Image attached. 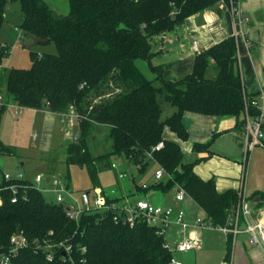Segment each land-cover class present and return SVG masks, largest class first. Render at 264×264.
I'll return each instance as SVG.
<instances>
[{
    "label": "trees",
    "instance_id": "1",
    "mask_svg": "<svg viewBox=\"0 0 264 264\" xmlns=\"http://www.w3.org/2000/svg\"><path fill=\"white\" fill-rule=\"evenodd\" d=\"M20 4L24 36L48 38L57 54L40 55L30 49L32 67L7 72L1 88V69L9 46L0 41V94L6 105L0 109V123L7 104L20 108L63 114L70 106L82 118L77 142L67 145L66 163L87 167L95 188H101L102 168H112V157H125L144 171L148 153L160 142L165 147L154 153V162L169 178L147 188L163 195L182 188L215 227H224L237 208L236 191L219 193L214 180L205 181L195 172V163H184L179 143L163 138L169 128L187 141L185 112L206 116H236V130L244 132L245 96L238 72V47L234 36L196 54L191 74L177 82L163 78L162 68L151 63V40L182 27L185 21L229 0H70L68 15H57L44 0H0V30L10 4ZM148 62L158 76L148 79L137 65ZM211 61L218 73L207 77ZM156 81L160 82L157 85ZM176 110L162 119L159 97ZM253 114L258 111L251 108ZM109 130L112 149L94 156L88 140L92 128ZM217 135H215L216 137ZM212 141L196 143L195 151H209ZM0 155L15 156L16 148L0 139ZM69 178V175L67 176ZM17 194L4 184L0 189V253L11 249V238L22 233L29 245L11 256L10 264H171L172 251L164 248L166 234L139 222L131 227L114 221L113 212L84 214L79 222L67 217L65 206L50 202L30 180L13 182ZM119 198L110 199L117 202ZM72 245L71 254L55 251L52 260L39 243ZM86 251L83 252L82 249ZM228 254V253H227Z\"/></svg>",
    "mask_w": 264,
    "mask_h": 264
},
{
    "label": "crops",
    "instance_id": "2",
    "mask_svg": "<svg viewBox=\"0 0 264 264\" xmlns=\"http://www.w3.org/2000/svg\"><path fill=\"white\" fill-rule=\"evenodd\" d=\"M239 4L243 15L249 19L239 28L242 34L236 36L237 30L230 8L224 4H218L188 18L184 25L177 30L151 40L154 54L151 60L152 65L162 68L165 80L177 82L191 74L193 70L196 56L192 50L194 41H199L200 49L203 51L234 36L238 47V72L242 77L245 91L249 98L258 96L261 90H264V0H239ZM12 9L10 5L6 12V20L8 14H16ZM22 20L21 16L20 25ZM0 41L8 44L3 32ZM137 65L148 79L156 80L157 76L150 69L148 62L138 60ZM217 73L216 64L211 61L207 77L215 79ZM156 83L160 85L159 81ZM11 103L13 102L8 103L7 107ZM167 109L169 111H167L166 117L176 110L172 106L171 109ZM28 110L32 111L33 121L43 125V130L47 135L52 134L57 123H60L58 117L61 116L58 114L47 110ZM183 122L189 134L187 141L178 139L169 128H165L163 138L180 144L184 152V163H195L194 172L205 181L214 180L219 193L233 190L238 192L239 197L242 193L245 199L250 201L254 216H264V183L259 180L256 171L251 172V167L253 168L258 162L257 156L255 151H248L244 132L236 130L238 118L236 116H206L185 112ZM215 135L217 136L215 137ZM68 141L71 140L68 139ZM211 141L209 151L194 150L196 143L207 144ZM43 144L45 143H42L40 148L43 150L42 152L51 150L49 147L43 149L45 146ZM67 145L66 143V149ZM22 165L24 166L25 163ZM100 186L104 191L101 183ZM131 192L129 195L123 194V199L121 195H115V198L122 201L139 199L149 201L148 194L145 195L146 198L134 199L132 198L134 194ZM258 196L261 197V202L258 206L253 207L254 200ZM162 197L160 205L184 208L190 221L200 215L199 211L202 212L195 203L175 202L173 194H162ZM243 224L245 225V222ZM226 236L225 258L232 256L233 264H264V243L251 244L250 234L247 233H244L240 240L237 237L236 241L232 235Z\"/></svg>",
    "mask_w": 264,
    "mask_h": 264
},
{
    "label": "rangeland",
    "instance_id": "3",
    "mask_svg": "<svg viewBox=\"0 0 264 264\" xmlns=\"http://www.w3.org/2000/svg\"><path fill=\"white\" fill-rule=\"evenodd\" d=\"M49 7L61 16L68 15L70 12V0H44ZM12 10H15V15L8 14V18L4 23L3 29L0 31V39L2 32L9 46V55L4 60L1 74V88L5 89L7 72L13 68L28 70L32 67L30 49L27 45L31 43L30 39L24 36L20 28L21 14L20 4H10ZM40 55L49 53L57 54V48L54 42L50 44H38L32 48ZM142 61V60H141ZM154 73V72H153ZM158 76L156 73H154ZM160 84V83H159ZM166 90L163 88V94L159 97L160 104L163 108L162 119L166 118L171 109V105L165 101ZM32 111L20 108L16 103H11L4 112L0 123V139L9 146L16 148L15 156L0 155V173H19L23 172L26 177L32 181L37 175L43 177H62L69 186V190L78 198H81L83 193L90 192L91 199L94 198L95 183H93L88 173L87 167L79 165H68L66 163V143L71 136H80V128L75 127L73 132L67 133L65 125L61 123V117L58 119L55 131L52 134H46L43 130V125L34 122L31 116ZM51 149L50 151L42 152L40 149ZM91 153L94 156L109 153L112 149V141L109 139V130L105 126H96L92 128L91 136L88 140ZM253 152L257 156L258 162L252 169V173L256 171L257 177L264 183V147H256ZM252 152V153H253ZM22 163H25L23 166ZM111 163H115L118 169L102 168L99 181L104 188L105 193L113 198L115 195L128 194L130 191L134 194L132 198H146L153 203L160 205L162 203V194L154 190H149L147 193L138 190L136 185L154 184L156 182L155 172L159 169V165L154 161H149V165L144 171H140L139 167L129 162L125 157H112ZM125 172L126 177L121 179L119 172ZM69 175V178L67 177ZM45 185V184H43ZM47 188L52 186L46 185ZM115 191V192H113ZM48 201L56 203V195L52 192L45 193ZM123 199V197H122ZM121 201V199L119 200ZM71 199L67 196V203ZM163 205V204H162ZM168 206V205H165ZM194 206V205H193ZM199 216H204L200 212ZM241 229H245L242 223ZM180 227L173 225L167 232V241L173 244L183 239ZM195 236L200 247L190 252L176 253V258L183 264H221L225 259L227 251V236L219 228L211 227L205 229H197ZM189 237V235H188ZM243 234L238 235L240 240ZM238 240V241H239Z\"/></svg>",
    "mask_w": 264,
    "mask_h": 264
},
{
    "label": "built area",
    "instance_id": "4",
    "mask_svg": "<svg viewBox=\"0 0 264 264\" xmlns=\"http://www.w3.org/2000/svg\"><path fill=\"white\" fill-rule=\"evenodd\" d=\"M223 4L228 6L231 10L237 30L236 36L242 34L241 29L239 30V28L244 23L248 22L249 19L243 15L239 0H229V4ZM192 50L195 55L201 52L199 41H194L192 43ZM4 105H6L4 95L0 94V109ZM251 108L256 109L258 113L253 114ZM60 116L62 118L61 122L65 125L68 134L73 132L75 127H80L82 118L75 111L74 106H70L68 111L60 114ZM244 119V135L247 139L248 151H252L259 146L264 147V90H261L258 96L253 98L245 96ZM70 140L77 142L79 140V135L71 136ZM164 147V142H160L148 153L147 159L149 161H154V153L162 150ZM112 168L118 169L117 164L113 163ZM125 176V172H119V177L121 179ZM166 178H169V175H167L165 170L159 166V169L155 172L156 181L165 180ZM23 180H30L23 172L14 174L2 172L0 173V189L4 184H10L11 186L9 189L13 194H17V186L13 182ZM30 181L40 192L44 194L52 192L55 194L56 203L64 205L67 217L76 222H79L81 217L86 213L111 211L113 212L114 221L116 223L123 222L133 227L139 222H145L149 226L155 227L161 235H167L169 228L173 225L180 227L183 239L176 241L173 246H171L168 241L164 244V248L172 251L174 254L171 264H183L176 258V253L190 252L200 247V243L195 236V231L197 229L215 227L212 224V221L206 218L204 213V216H197L193 221H190L188 219L187 211L182 207L176 208L173 205H158L142 199L135 201L121 200L117 202H109V198L111 199V197H109L101 188L94 189L95 195L93 199H91L90 192L83 193L81 198H78L69 190L68 184L62 177L52 178L37 175L34 181ZM46 185L52 187L47 188ZM147 187V184L143 185V188ZM67 196L71 199L70 203H67ZM173 197L177 203H194L188 194L180 187L174 189ZM244 222L245 229H241L240 227ZM216 228H219L226 235H232L234 241H236L238 235L247 233L250 234L251 244L256 245L264 243V216H254L250 201L246 200L242 193L240 194L239 204L230 216L228 224L224 227ZM28 245L29 241L22 233L14 235L11 238V249L9 253H0V264H10L11 256ZM39 248H44V250L47 251V258L49 260H52L55 257L56 250L62 249L67 254H71L73 250L72 245L65 242L52 244L45 241L44 245L39 243L38 249ZM82 251L85 252L86 249L83 248ZM221 264H233L232 256L226 257Z\"/></svg>",
    "mask_w": 264,
    "mask_h": 264
},
{
    "label": "water",
    "instance_id": "5",
    "mask_svg": "<svg viewBox=\"0 0 264 264\" xmlns=\"http://www.w3.org/2000/svg\"><path fill=\"white\" fill-rule=\"evenodd\" d=\"M31 43L27 45L28 49H32L33 47L37 46L38 44H48L50 42V39L48 38H36V37H29ZM49 182V178H48ZM261 202V197L258 196L255 198L253 207L258 206V204Z\"/></svg>",
    "mask_w": 264,
    "mask_h": 264
}]
</instances>
